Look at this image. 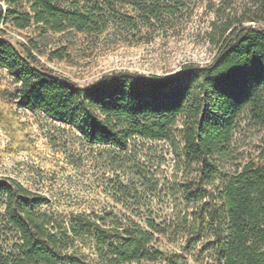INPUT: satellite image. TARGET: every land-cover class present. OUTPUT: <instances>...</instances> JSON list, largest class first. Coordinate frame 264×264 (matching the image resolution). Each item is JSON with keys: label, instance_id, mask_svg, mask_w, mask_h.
I'll list each match as a JSON object with an SVG mask.
<instances>
[{"label": "trees", "instance_id": "1", "mask_svg": "<svg viewBox=\"0 0 264 264\" xmlns=\"http://www.w3.org/2000/svg\"><path fill=\"white\" fill-rule=\"evenodd\" d=\"M0 4V25L17 32L33 26L54 34L99 35L114 22L134 28L136 20L148 24L174 11L160 0ZM235 4L221 0L213 11L206 33L214 47L211 61L185 64L172 75L121 71L81 87L38 59L62 62L65 53L44 55L30 39V47L13 40L14 48L12 38L1 31L0 68L17 84L20 108L77 129L88 146L122 154L137 141L166 142L174 149L180 144L181 170L196 176L195 191H183L184 203L196 206L185 215L184 225L190 230L206 226L210 238L205 246L215 264H264V0ZM242 116L262 134L260 162L231 163L225 173L224 161L233 154ZM217 181L221 186L207 191ZM48 207L40 193L0 178V264H141L163 259L155 244L167 231L152 217L142 223L93 211L61 217Z\"/></svg>", "mask_w": 264, "mask_h": 264}, {"label": "rangeland", "instance_id": "2", "mask_svg": "<svg viewBox=\"0 0 264 264\" xmlns=\"http://www.w3.org/2000/svg\"><path fill=\"white\" fill-rule=\"evenodd\" d=\"M160 1L173 7L172 15L159 16L148 24L136 20L134 28L114 22L99 35L54 34L33 26L17 32L0 25V31L28 47L30 39L44 55L65 53L62 62H50L45 56L38 59L55 75L81 87L115 72L167 76L185 64L209 63L214 47L207 42L206 33L221 0ZM242 1L235 0V5ZM125 10L127 15H135ZM16 87L13 77L0 68V178H12L40 193L49 201L48 210L61 217L92 211L139 223L152 217L167 231L155 244L163 259L141 264H169V260L215 264L205 246L210 238L206 226L190 230L183 222L196 207L184 203L183 191L192 189L188 195L195 191L196 176L182 172L180 144L174 149L166 142L137 141L122 154L88 146L77 129L20 108ZM262 146L260 131L245 116L240 117L233 154L224 161V172L231 171V163L260 162ZM219 186L217 181L214 188L206 189ZM87 264L94 263L88 260Z\"/></svg>", "mask_w": 264, "mask_h": 264}, {"label": "water", "instance_id": "3", "mask_svg": "<svg viewBox=\"0 0 264 264\" xmlns=\"http://www.w3.org/2000/svg\"><path fill=\"white\" fill-rule=\"evenodd\" d=\"M7 40H9V39H7ZM9 41L13 45V47L16 48V45H15L14 41L13 40H9Z\"/></svg>", "mask_w": 264, "mask_h": 264}]
</instances>
